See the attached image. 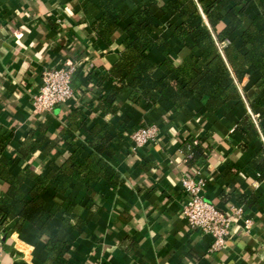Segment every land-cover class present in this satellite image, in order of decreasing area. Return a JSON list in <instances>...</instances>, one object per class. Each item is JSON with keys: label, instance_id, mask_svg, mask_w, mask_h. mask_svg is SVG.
Instances as JSON below:
<instances>
[{"label": "crops", "instance_id": "0c3cea01", "mask_svg": "<svg viewBox=\"0 0 264 264\" xmlns=\"http://www.w3.org/2000/svg\"><path fill=\"white\" fill-rule=\"evenodd\" d=\"M142 1L0 0V163L14 176L27 168L37 174L56 171L70 150L60 142V132L79 109L84 124L74 133L75 140L89 139L94 125H111L119 134L111 144L115 154L107 162L122 183L114 188L97 180L87 188L74 182L63 196L47 197V211L68 203L52 220L57 239L70 243L62 264H264V178L253 166L264 150V98L257 77L245 75L237 84L239 98L214 114L205 110V98L192 99L181 109L164 102L133 105L129 92L115 82L105 80L98 86L92 80L103 77L118 61L130 18ZM105 4L123 17L110 45L97 40L92 31ZM255 15L250 4L242 18ZM156 24L164 44L148 56L156 64L153 77L162 80L171 77L165 63L177 67L191 53L168 32L169 25L179 24L178 16L160 18ZM65 63L77 68L73 100L49 115L33 114L31 97L41 85L42 72ZM105 97L116 99V116L101 107ZM244 121L251 124L247 132L242 131ZM149 125L157 127V141L132 151L129 133ZM32 143L40 148L23 157L21 149ZM188 146L203 154L190 167L184 152ZM88 153L87 147H80L77 160L82 162ZM186 176L203 180L202 197L222 212L243 207L252 222L250 230L235 226L226 247L210 254L211 237L190 230L181 216L185 202L181 180ZM31 187L26 181L24 192ZM7 190L0 180V193ZM252 196H257L255 203L247 208L244 203ZM20 212L16 205L0 222V264H58L45 251L47 240L37 237Z\"/></svg>", "mask_w": 264, "mask_h": 264}, {"label": "trees", "instance_id": "16d2710c", "mask_svg": "<svg viewBox=\"0 0 264 264\" xmlns=\"http://www.w3.org/2000/svg\"><path fill=\"white\" fill-rule=\"evenodd\" d=\"M250 4L255 7L256 15L250 20L243 19L242 14ZM175 16H178L179 24L169 25L168 32L171 39L188 50L191 56L177 67L165 63L171 77L156 80L153 77L156 64L148 56L151 49L164 44L162 30L156 23L160 18L170 20ZM122 21V15L105 4L101 7L99 19L92 25V31L97 40L110 45ZM122 47L118 61L103 77L94 76L92 80L98 86L105 80L115 82L129 92L133 105L153 106L164 102L181 109L192 99L205 98V110L214 114L239 98L237 84L248 74L257 77V87L264 98V0H143L130 18ZM101 107L112 116L118 114L114 97L101 98ZM82 115L81 110H74L60 132V142H66L70 150L61 158L56 171L37 174L27 168L14 176L6 165L0 163V180L8 185L7 192L0 193V222L10 217L16 205L21 206V220L31 226L37 237L47 240L45 251L58 264L65 262L70 243L57 239L58 228L52 220L57 212H64L68 203L47 211L44 208L47 197L63 196L74 182L87 188L97 180L114 188L122 183L120 175L107 162L115 154L111 144L119 134L111 125H94L89 139L84 142L75 140L74 133L84 124ZM242 127V131L247 132L251 124L244 121ZM261 127L264 130V115ZM39 131L44 135L46 128L41 125ZM82 146L87 147L89 153L80 162L76 154ZM39 148L40 144L32 143L20 153L23 157L28 156ZM184 152L191 155L186 159L189 167L203 158L198 147L187 150L184 147ZM253 166L264 178V150L254 158ZM26 181L32 183L28 192L23 190ZM256 198L252 196L244 203L247 208H252Z\"/></svg>", "mask_w": 264, "mask_h": 264}, {"label": "built area", "instance_id": "2783aa9c", "mask_svg": "<svg viewBox=\"0 0 264 264\" xmlns=\"http://www.w3.org/2000/svg\"><path fill=\"white\" fill-rule=\"evenodd\" d=\"M76 70L74 63H65L61 67H51L42 72L41 85L31 97L33 114L49 115L59 106L73 100L72 83ZM128 138L132 151H138L157 141L158 129L155 125L138 127L129 133ZM190 157L189 155L188 158ZM181 186L185 196L181 216L190 230L211 237L208 250L210 254L220 252L226 247L227 239L235 226L242 225L244 231L250 230L252 222L245 217L243 207L232 206L229 212H222L202 197L203 180L186 176L181 180ZM1 241L0 236V253Z\"/></svg>", "mask_w": 264, "mask_h": 264}, {"label": "water", "instance_id": "95a60500", "mask_svg": "<svg viewBox=\"0 0 264 264\" xmlns=\"http://www.w3.org/2000/svg\"><path fill=\"white\" fill-rule=\"evenodd\" d=\"M200 15L202 16V18H204V15L201 10H200ZM205 25L208 26L207 23H205Z\"/></svg>", "mask_w": 264, "mask_h": 264}]
</instances>
